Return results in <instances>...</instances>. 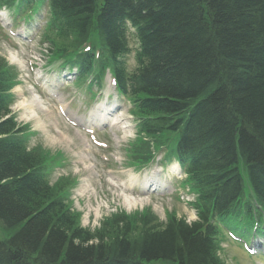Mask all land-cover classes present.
<instances>
[{
    "label": "trees",
    "instance_id": "16d2710c",
    "mask_svg": "<svg viewBox=\"0 0 264 264\" xmlns=\"http://www.w3.org/2000/svg\"><path fill=\"white\" fill-rule=\"evenodd\" d=\"M49 4L43 38L52 53L92 48L79 56L81 77L95 68L100 82L109 69L139 119L130 159L145 164L154 148L177 151L199 220L164 223L146 210L83 228L67 183L50 185L45 157L27 152L22 128L4 119L16 74L0 57V264H224L216 223L250 219V206H237L249 199L245 186L264 208V0Z\"/></svg>",
    "mask_w": 264,
    "mask_h": 264
},
{
    "label": "rangeland",
    "instance_id": "374dc122",
    "mask_svg": "<svg viewBox=\"0 0 264 264\" xmlns=\"http://www.w3.org/2000/svg\"><path fill=\"white\" fill-rule=\"evenodd\" d=\"M1 13L6 20H2L0 17V56L13 67L15 66L19 72L18 79L21 83L16 87L15 93L22 94L19 97L20 101L27 103L33 100L34 94H39L41 97V102L34 105V111L39 121L23 120V112H18L14 108L13 110L14 112L17 111L19 124H29L32 128V135L28 137L30 147L41 145L42 149L50 155L61 153L64 156V164L56 167L50 176L51 185H60L56 180L63 176L79 179V184L67 203L73 212L81 215L80 225L91 231L97 230L102 221L119 210L125 211L128 215H134L135 212L149 207H152L160 222L167 221L172 215L185 218L188 222L195 221L194 209L182 199L180 201L179 197L176 198V194L167 195L165 198H152L150 202H144V205L137 206L135 209L132 208L133 210H128L125 207L121 196L124 190L120 187L123 183L128 185L126 178L128 172H126L127 170L124 171L126 161L124 148L131 141L134 131L130 129L132 131L121 134L117 128H112L106 129V131L93 132L92 134L96 135V139L106 145L100 147L96 144V140L91 139L92 130L87 132L72 127L62 112L56 113L52 107H58L57 102L54 103L45 96L42 86L43 79H38L44 77V74L37 73L38 69H45L44 71L50 72L49 78H52V71L55 69H50V66L47 65L46 55L48 52L44 42L40 39V33L32 31L28 40H22L18 37L17 32H24V26H21V23L15 26L11 24L12 16L9 11L2 9ZM4 13L7 14L4 15ZM25 33L28 34L27 31ZM63 91L66 93L63 92L65 104L71 100L79 101L78 86L66 85ZM67 96L70 97L68 101ZM96 100L97 98L94 101ZM71 107V109L75 108V112L80 110L76 101ZM90 108L92 106H87V109H82L80 114L82 116L87 115L86 112ZM50 124L52 126H49ZM130 124L132 125V123ZM185 197L186 201L193 200L191 194L185 195ZM224 248L221 256L226 264H239L241 262L252 264V260L248 259L241 250V255L238 253L239 248L236 245L230 243L224 245Z\"/></svg>",
    "mask_w": 264,
    "mask_h": 264
},
{
    "label": "bare ground",
    "instance_id": "6f19581e",
    "mask_svg": "<svg viewBox=\"0 0 264 264\" xmlns=\"http://www.w3.org/2000/svg\"><path fill=\"white\" fill-rule=\"evenodd\" d=\"M35 102V101H34ZM16 108L18 109H28L26 113H23V119L24 120H32L33 118L37 117V114L33 110V102L26 104V103H19L17 104ZM38 118V117H37ZM38 120V119H37ZM39 121V120H38ZM19 134L22 133V129L18 131ZM233 161H231L228 165L232 166ZM242 174V172L240 171ZM134 197H130L126 194H123V201L125 203V207L128 210H131L132 208H136L137 204H143L142 199H133Z\"/></svg>",
    "mask_w": 264,
    "mask_h": 264
}]
</instances>
